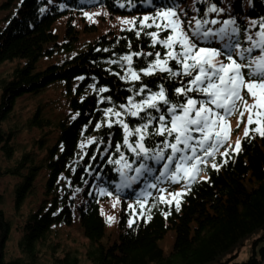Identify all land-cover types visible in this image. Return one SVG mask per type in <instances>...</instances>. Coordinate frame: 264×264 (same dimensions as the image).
<instances>
[{
  "label": "trees",
  "instance_id": "trees-1",
  "mask_svg": "<svg viewBox=\"0 0 264 264\" xmlns=\"http://www.w3.org/2000/svg\"><path fill=\"white\" fill-rule=\"evenodd\" d=\"M211 2L224 9L219 19L235 18L242 31L249 21L264 18V0ZM177 3L188 16L195 14L194 0ZM158 4L159 0H4L0 4V17H7L0 26V66L12 70L1 83L0 179L16 181L12 218L0 193V264H264V137L254 132L246 137L247 114L238 126V111L229 117L228 143L234 148L239 139L240 150H229L227 158L217 153L219 170L209 164L200 173L202 178L181 198L179 211L175 203L154 204L149 198L142 213L130 215L128 204L141 183L135 191L120 193L118 234H107L109 221L101 205L112 198L98 196L96 189L103 185L115 195L119 176L99 156L96 161H89V156L96 151L103 154L105 148L115 155L121 129L114 125L97 130L95 124L104 120L103 109L112 106L103 98L123 102L130 94L126 91L130 85L116 75L122 74L119 64L109 61L127 53L129 42L133 51L152 50L147 36L137 39L132 31L122 30L127 26L117 18H142ZM195 6L201 13L206 7L203 2ZM50 87L61 89L64 114H47L48 102L41 101L23 118L16 109L18 102ZM100 87L109 91L100 93ZM35 132L40 138L31 146L20 144L22 134ZM88 137L104 143L81 149ZM86 161L94 169L92 175L84 171ZM40 180L41 194L36 184ZM164 187L168 192L181 191L179 183ZM149 191L157 195L156 190ZM60 228L75 229L82 242L63 245ZM13 229L19 235L16 253L8 248ZM166 240L171 242L168 253L161 246ZM247 245L246 259L238 261Z\"/></svg>",
  "mask_w": 264,
  "mask_h": 264
},
{
  "label": "snow or ice",
  "instance_id": "snow-or-ice-1",
  "mask_svg": "<svg viewBox=\"0 0 264 264\" xmlns=\"http://www.w3.org/2000/svg\"><path fill=\"white\" fill-rule=\"evenodd\" d=\"M199 2L206 5L202 13L195 6ZM192 11L195 14L188 16L177 0H159L155 11L142 18H117L127 26L122 30L132 31L137 39L147 36L152 50L133 51L129 42L127 53L109 61L119 64L122 74L116 75L130 85L126 89L130 94L123 102L103 98L112 106L103 109L104 120L95 129L116 125L122 138L115 143V155L105 148L103 154L90 155L89 161L99 156L119 176L115 195L100 185L98 196L107 195L118 203L123 190L135 191V185L143 184L128 204L130 215L142 213L149 198L154 204L175 203L179 211L181 198L202 178L200 173L209 164L219 170L217 153L227 158L229 150H240L239 139L234 148L228 143L229 117L237 111L238 126L247 114L246 137L250 132L264 137V18L249 21L242 31L235 18L219 19L224 9L211 0H194ZM83 15L91 19L88 12ZM145 77L156 79L145 81ZM108 91L99 88L100 93ZM102 143L88 137L80 147ZM89 161L84 171L92 175ZM96 176L100 178V173ZM178 183L181 191L168 192L164 187ZM112 219L108 217L109 222Z\"/></svg>",
  "mask_w": 264,
  "mask_h": 264
},
{
  "label": "rangeland",
  "instance_id": "rangeland-1",
  "mask_svg": "<svg viewBox=\"0 0 264 264\" xmlns=\"http://www.w3.org/2000/svg\"><path fill=\"white\" fill-rule=\"evenodd\" d=\"M4 0H0V4ZM3 14H6L4 12ZM7 17H0V26L2 24V21H4ZM101 21V20H99ZM5 23V22H4ZM11 67L9 65H3L0 66V95H1V83L4 79L8 78L11 74L10 70ZM60 86L63 87L62 84ZM61 89H56L55 87H51L48 90H46L43 94H40L36 97H25L21 99L17 104V110L22 111L23 118H26L30 116L32 110L41 102H48L47 106L45 107V111L47 114H54L56 117H60L64 114V108L65 105H63L61 95L59 94V91ZM55 100V102H52ZM244 134V133H243ZM39 133L35 132L33 136L22 134L20 137V144L22 146H31L34 141L38 140ZM53 144V140L51 145ZM15 180L10 178H1L0 179V193L3 195L5 199V206L4 209L7 212L8 217H11V214L13 213V205H14V195H13V187L15 184ZM42 180L36 182L37 184V191L39 194H41V185ZM115 205V207H113ZM102 213L103 216L108 219V217H112L113 219L111 222L108 223L107 226V234L109 236H114L116 233L118 234V228H119V221H120V213H121V204L120 201L117 203L115 199H111L109 202L102 205ZM109 221V220H108ZM60 231L58 232L60 240L63 242V245H70V246H78L82 239L79 235V233L75 229H67V228H60ZM19 239L18 233L13 229L12 237L10 242L8 243L9 250H12L14 253L17 252V241ZM162 249L168 253L171 247V242L168 240L164 241L162 243ZM249 245L246 246V248L242 251V254L240 255V258L238 261L245 260L247 257V251H248Z\"/></svg>",
  "mask_w": 264,
  "mask_h": 264
}]
</instances>
